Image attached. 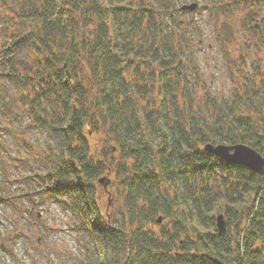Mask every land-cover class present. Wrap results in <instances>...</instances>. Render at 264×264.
Instances as JSON below:
<instances>
[{
  "label": "trees",
  "instance_id": "1",
  "mask_svg": "<svg viewBox=\"0 0 264 264\" xmlns=\"http://www.w3.org/2000/svg\"><path fill=\"white\" fill-rule=\"evenodd\" d=\"M11 2L8 14L24 30L4 27L0 76L56 147V164L35 173L36 192L63 198L97 264H264V168L204 150L243 143L264 157L263 70L229 100L198 88L193 34L173 0ZM25 49L28 63L17 57ZM88 126L117 151L107 165L91 154ZM111 168L125 203L117 219L102 209L94 182ZM213 175L217 188L204 179ZM218 214L234 227L220 232Z\"/></svg>",
  "mask_w": 264,
  "mask_h": 264
},
{
  "label": "rangeland",
  "instance_id": "2",
  "mask_svg": "<svg viewBox=\"0 0 264 264\" xmlns=\"http://www.w3.org/2000/svg\"><path fill=\"white\" fill-rule=\"evenodd\" d=\"M10 1L6 4L0 0V47L6 46L7 23L18 31L24 30L23 24L17 27L14 23V14H8L14 8ZM173 1L178 7L198 3L194 11L182 10L178 14L193 34L188 36L194 48L198 77L192 81L198 88L206 89L211 97L221 101L258 83L264 74V46L260 40L264 1ZM29 52L27 49L19 52L18 60L28 63ZM4 109L10 114L9 118L0 115V197L4 199L0 200V264H97L92 240L76 229V219L63 198L41 197L36 192L39 184L35 173H45L56 164L55 142L30 114V106L27 109L22 106L14 84L0 76V114ZM87 129L92 156L107 165L116 149L111 148L103 131L91 126ZM230 177L237 179L239 175L233 172ZM204 179L213 188L222 181L219 175ZM94 182L102 209L120 218L125 203L120 198V181L112 168ZM159 218L166 223L162 216ZM225 224L226 229L234 227L228 225L226 217ZM125 255L122 252L119 258L124 259Z\"/></svg>",
  "mask_w": 264,
  "mask_h": 264
},
{
  "label": "water",
  "instance_id": "3",
  "mask_svg": "<svg viewBox=\"0 0 264 264\" xmlns=\"http://www.w3.org/2000/svg\"><path fill=\"white\" fill-rule=\"evenodd\" d=\"M264 1V0H260ZM198 7L197 2L190 4H184L181 6L182 10L194 11ZM204 150L208 153L217 155L220 159L227 163L240 164L247 167L249 170L255 173H259L264 168V157L249 145L238 143L235 145L228 144H212L207 143L204 145ZM104 179H100L102 182ZM161 219H158L160 222ZM217 227L220 232H224L226 229L225 219L223 214L217 215ZM215 264H223L217 259L210 258Z\"/></svg>",
  "mask_w": 264,
  "mask_h": 264
}]
</instances>
